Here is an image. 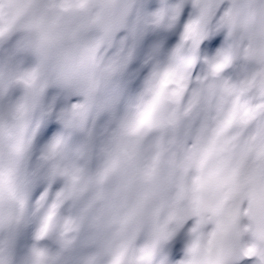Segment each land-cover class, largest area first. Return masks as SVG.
Segmentation results:
<instances>
[{
	"label": "clouds",
	"instance_id": "1",
	"mask_svg": "<svg viewBox=\"0 0 264 264\" xmlns=\"http://www.w3.org/2000/svg\"><path fill=\"white\" fill-rule=\"evenodd\" d=\"M0 264H264V0H0Z\"/></svg>",
	"mask_w": 264,
	"mask_h": 264
}]
</instances>
